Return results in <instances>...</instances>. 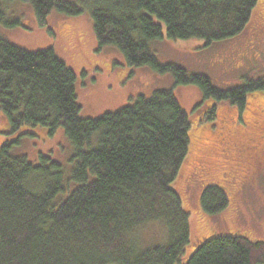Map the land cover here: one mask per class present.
Segmentation results:
<instances>
[{
	"label": "trees",
	"instance_id": "obj_1",
	"mask_svg": "<svg viewBox=\"0 0 264 264\" xmlns=\"http://www.w3.org/2000/svg\"><path fill=\"white\" fill-rule=\"evenodd\" d=\"M15 2L29 4L40 27L52 11L76 16L86 8L98 50L113 47L132 68L197 86L212 120L218 101L237 106L239 115L248 96L260 95L263 106L262 79L219 88L206 74L160 61L153 50L165 38L199 39L203 46L233 38L257 0H0V25H21L8 16ZM75 80L54 48L25 50L0 34V111L10 133L20 139L62 130L72 147L66 175L49 154L39 153L35 163L15 154L18 139L0 146V264H264V241L237 229L189 247L190 213L179 184L190 153L189 121L171 89L81 117ZM199 204L216 215L228 204L227 191L206 185ZM150 227L155 243L143 240Z\"/></svg>",
	"mask_w": 264,
	"mask_h": 264
},
{
	"label": "rangeland",
	"instance_id": "obj_2",
	"mask_svg": "<svg viewBox=\"0 0 264 264\" xmlns=\"http://www.w3.org/2000/svg\"><path fill=\"white\" fill-rule=\"evenodd\" d=\"M8 16L18 18L21 25H0L1 35L25 50L52 47L73 69L81 117H99L116 111L136 94L149 95L156 89L174 92L189 121L190 153L179 184L190 213V248H196L213 234H231L233 229L264 241V167L262 174L253 173L252 166L248 167L257 162L264 165V89L258 90L263 98L262 107L260 95L248 96L240 115L237 106L218 101L212 120L208 117L209 104L202 99L197 86H175L170 74H158L147 67L132 68L113 47L98 50L86 8L76 16L52 11L45 27L36 23L27 3L15 2ZM153 50L160 61L176 62L189 73L206 74L219 88L258 78L264 82V0H257L244 30L233 38L209 46L194 38H165L155 43ZM15 136L0 111V146ZM18 140L12 148L15 154H25L34 163L39 153L49 154L69 174L72 147L62 130L53 136H23ZM209 184H218L227 191L228 204L216 215H207L199 204L200 193ZM155 230L150 227L144 232V242L157 241Z\"/></svg>",
	"mask_w": 264,
	"mask_h": 264
},
{
	"label": "flooded vegetation",
	"instance_id": "obj_3",
	"mask_svg": "<svg viewBox=\"0 0 264 264\" xmlns=\"http://www.w3.org/2000/svg\"><path fill=\"white\" fill-rule=\"evenodd\" d=\"M248 167H251V171H253V173L262 174V170H263L264 165L261 162H257L253 165H249Z\"/></svg>",
	"mask_w": 264,
	"mask_h": 264
}]
</instances>
